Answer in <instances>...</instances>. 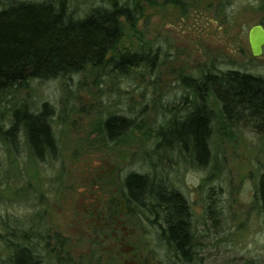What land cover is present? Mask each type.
<instances>
[{"label": "rangeland", "instance_id": "obj_1", "mask_svg": "<svg viewBox=\"0 0 264 264\" xmlns=\"http://www.w3.org/2000/svg\"><path fill=\"white\" fill-rule=\"evenodd\" d=\"M163 1L143 3L141 19L133 30L124 28L118 45L120 51L159 48L157 68L125 76L87 69L66 85L29 81L0 93L2 128L20 103L34 109L46 101L56 110V160L37 162L24 142L14 150L0 140V234H6L3 224L44 225L45 264H179L172 257L167 261L145 226L125 214L120 179L129 171L149 170L152 144L146 132L159 125V106L182 94L181 76L213 64L264 77V49L253 58L247 42L252 26L264 27L260 0H234L227 8L220 0ZM109 112L144 122L112 143L97 131ZM217 122L206 169L174 151L164 158L163 175L190 206L199 235L195 264H264V226L255 197L264 173V133L246 122L231 129ZM207 202L217 205L215 221L205 216Z\"/></svg>", "mask_w": 264, "mask_h": 264}, {"label": "trees", "instance_id": "obj_2", "mask_svg": "<svg viewBox=\"0 0 264 264\" xmlns=\"http://www.w3.org/2000/svg\"><path fill=\"white\" fill-rule=\"evenodd\" d=\"M220 1L227 8L234 0ZM143 3L154 0H0V93L16 86L25 88L29 81L61 80L66 85L87 69L125 76L134 69L157 68V47L118 50L124 28L133 30L141 19ZM258 6L264 11V0ZM212 65L179 78L182 94L159 106L161 121L146 132L152 144L149 170L129 171L120 179L125 214L145 226L166 260L172 257L179 264H195L199 235L186 197L163 175L164 158L176 151L193 167L206 169L217 120L222 129L246 122L264 133V77ZM55 115V107L46 101L34 109L20 103L0 127V140L14 150L19 141L24 142L37 162L56 160L60 150L52 125ZM143 122L109 112L99 121L97 131L106 141L117 143ZM255 197L264 226V173L259 176ZM216 208L207 202V220L215 221ZM3 226L6 234H0V255L4 253V264L46 263L48 231L44 225Z\"/></svg>", "mask_w": 264, "mask_h": 264}, {"label": "water", "instance_id": "obj_3", "mask_svg": "<svg viewBox=\"0 0 264 264\" xmlns=\"http://www.w3.org/2000/svg\"><path fill=\"white\" fill-rule=\"evenodd\" d=\"M250 54L253 58H260L264 49V27L260 24L252 26L247 34Z\"/></svg>", "mask_w": 264, "mask_h": 264}, {"label": "flooded vegetation", "instance_id": "obj_4", "mask_svg": "<svg viewBox=\"0 0 264 264\" xmlns=\"http://www.w3.org/2000/svg\"><path fill=\"white\" fill-rule=\"evenodd\" d=\"M260 215H261V213H260ZM261 220H262V216H261ZM262 224H263V222H262Z\"/></svg>", "mask_w": 264, "mask_h": 264}]
</instances>
